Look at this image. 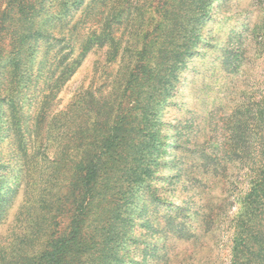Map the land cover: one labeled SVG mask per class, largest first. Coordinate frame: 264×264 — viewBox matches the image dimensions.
<instances>
[{"label":"rangeland","instance_id":"374dc122","mask_svg":"<svg viewBox=\"0 0 264 264\" xmlns=\"http://www.w3.org/2000/svg\"><path fill=\"white\" fill-rule=\"evenodd\" d=\"M57 1L48 0V4ZM155 1L156 8L160 0ZM94 2L87 0L55 28L54 35L65 36L66 40L50 53H45L49 42L43 39L24 48L20 55L21 84L9 91L17 110L7 104L1 107L0 264H43L37 254L44 241L42 230L50 225L63 231L70 222L69 212L55 215L53 220L49 217L56 214L59 198L68 192L70 181L77 179L74 166L100 149L101 137L108 132L114 116L135 105V96L125 95L127 76L138 67L137 52L129 47L134 28L118 21L106 43L98 45L93 35L97 25L85 11L93 8ZM216 11L214 19L204 24L199 54L182 71L180 88L167 98L159 113L161 142L168 146L164 154L154 152L159 161L155 177L150 180L158 188V195L182 206L192 218L205 196L200 189L205 167L229 141L238 108L264 86V51L259 44L264 37V0H228ZM48 19L45 15L42 20L46 30L53 27ZM155 23L152 19L143 26L148 40L153 37ZM232 39L246 50L238 74L220 59L224 46ZM68 64L74 68L72 74L65 71ZM58 77L68 79L53 96ZM2 83L3 78L0 89ZM14 111L21 117V127L16 124ZM9 124L11 129L7 128ZM172 135L178 138V146ZM173 158L179 162L176 169L171 163H163ZM172 172L179 173L173 183ZM10 186L14 190L4 198ZM211 192L218 193V188ZM170 207L168 203L152 204L148 212V218L161 231ZM179 210V220H183L184 212ZM192 218L188 224L196 227ZM130 234L137 241L129 246L128 258L135 260L141 259L144 248L164 239L160 234L152 236L138 223ZM185 239L174 238L171 242L172 253L181 254L172 264H230V245L223 229L202 238L192 254Z\"/></svg>","mask_w":264,"mask_h":264},{"label":"trees","instance_id":"16d2710c","mask_svg":"<svg viewBox=\"0 0 264 264\" xmlns=\"http://www.w3.org/2000/svg\"><path fill=\"white\" fill-rule=\"evenodd\" d=\"M86 1L58 0L48 4V0H0V79L4 80L0 113L5 104L17 110L9 91L21 84L20 55L24 48L41 39L49 42L45 53L61 45L66 38L54 35L55 28ZM92 1L93 8L85 11L97 25L93 35L98 45L106 43L118 21L134 28L129 47L137 52L138 67L127 76L125 95L135 96V105L116 116L113 113L100 149L74 166L77 179L70 181L68 192L59 198L56 214L49 217L53 220L55 215L69 212V225L63 231L46 225L42 248L37 253L39 259L43 264H172L181 255L172 253L174 238H186L192 254L202 238L223 229L229 240L230 264H264V86L238 108L229 141L205 167L200 179L205 196L194 212L195 218L187 215L182 206L168 202L166 196L158 195V188L150 183L159 161L154 152L164 154L168 146L161 142L159 113L167 98L180 88L182 71L199 54L204 24L214 19L216 9L223 8L228 0H160L156 8L155 0H117V5L112 4L113 0ZM45 15L53 23L51 29L46 30L42 24ZM152 19L156 27L148 40L143 26ZM259 44L264 51V37ZM222 54L223 63L238 74L247 57L246 50L232 39ZM65 71L72 74L74 68L68 64ZM67 79L54 80L53 96ZM13 115L21 127V117L16 111ZM171 138L178 146V138ZM163 163L179 167L176 158ZM178 176V172H172L171 183ZM214 188L218 193L211 192ZM13 190L10 186L4 198ZM166 203L171 210L161 231L148 218V212L152 204ZM178 210L184 212L183 220H179ZM191 218L196 227L188 224ZM137 223L152 236H164L162 242L144 248L139 260L128 258L129 246L137 241L130 234Z\"/></svg>","mask_w":264,"mask_h":264}]
</instances>
